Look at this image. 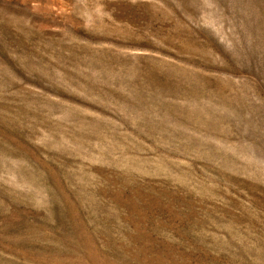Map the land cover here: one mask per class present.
Instances as JSON below:
<instances>
[{
	"label": "rangeland",
	"instance_id": "1",
	"mask_svg": "<svg viewBox=\"0 0 264 264\" xmlns=\"http://www.w3.org/2000/svg\"><path fill=\"white\" fill-rule=\"evenodd\" d=\"M0 264H264V0H0Z\"/></svg>",
	"mask_w": 264,
	"mask_h": 264
}]
</instances>
